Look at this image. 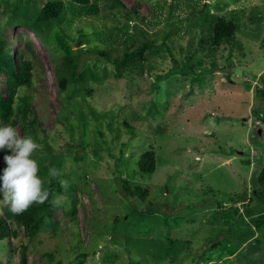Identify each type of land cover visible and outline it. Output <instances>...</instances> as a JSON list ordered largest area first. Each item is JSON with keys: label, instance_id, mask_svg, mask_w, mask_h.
Here are the masks:
<instances>
[{"label": "rangeland", "instance_id": "obj_1", "mask_svg": "<svg viewBox=\"0 0 264 264\" xmlns=\"http://www.w3.org/2000/svg\"><path fill=\"white\" fill-rule=\"evenodd\" d=\"M47 1L0 0V38L35 65L32 109L41 128L24 131L19 119L17 130L39 144L32 158L43 180V166L62 161L68 184L85 185L77 220L70 194H58L62 203L39 234L26 240L21 229L0 241V264H23L24 242L25 264H264L256 224L264 210V0H64L63 18L37 23ZM218 16L237 32L213 51L206 41ZM146 41L153 46L136 63L116 68L114 59ZM58 74L69 80L66 91ZM6 80L0 72L4 95ZM84 87L98 89L92 97ZM72 103L87 120L69 111ZM150 149L156 171L141 172ZM124 178L152 198L125 196ZM5 207L0 199V215Z\"/></svg>", "mask_w": 264, "mask_h": 264}, {"label": "trees", "instance_id": "obj_2", "mask_svg": "<svg viewBox=\"0 0 264 264\" xmlns=\"http://www.w3.org/2000/svg\"><path fill=\"white\" fill-rule=\"evenodd\" d=\"M75 3L87 5L91 3V0H73ZM66 10V3L64 0H48L45 2L44 6L41 8L40 14L37 17V23L40 24H51L61 18L64 17ZM212 32L211 37L208 41H206L211 50L216 51L220 49V47L230 40L234 39L235 34L237 32V25L233 21H227L225 17H214L212 20ZM28 46H31V42L27 43ZM153 44L150 41H146L142 44V46L137 47L136 49L127 48L124 52L122 58H117L115 60L116 68L119 70L121 67L125 66L129 62L136 63L137 60L144 53L149 50ZM31 51V50H30ZM101 55L109 54L110 52L104 50L100 53ZM18 67H17V66ZM74 65V69L76 71V64ZM176 69L172 70L175 71ZM0 72H3L7 76L6 85H7V93L6 95L0 93V125L11 124L14 128L17 129V126L20 122L23 123V130L26 131L28 128H31L33 133H36L38 128H41V121L34 114L32 109V100L35 97L31 91H34L35 85V65L34 61L29 53L26 51L16 50L8 40L4 38H0ZM73 75L76 74L73 72ZM59 76V84L60 87L66 91L68 88L69 80L63 76ZM82 77L85 74L81 75ZM76 78V77H74ZM77 80V78L75 79ZM98 88L89 87L83 89L89 96L92 97L97 92ZM264 95V89L260 90ZM260 92V93H261ZM86 95H83V98ZM73 105V109L69 106V111L72 114H75L77 118H80L82 121L87 120V112L83 110V106L78 104ZM92 113L93 109H92ZM69 119V118H67ZM120 126H128V122L124 121ZM115 124L111 120L108 122V129L114 131ZM115 132V131H114ZM111 147L105 144V150L108 152L109 156H114L111 151ZM3 154L10 155V151L7 149L0 150V158ZM55 167L57 170L62 172V176L60 179L70 180L68 176H66V168L64 162H59L56 164H51L49 166H43V169L47 171V181L44 180L45 187L49 188L50 191L54 195L69 193L70 199L68 200L69 204H72L71 215L74 219L77 217V197L76 193L80 190H83L85 183L84 181L80 183H73L72 180L69 183L67 190L60 187L57 179L50 178L48 176L49 169ZM139 171L153 173L157 168V153L155 149H150L141 155V158L138 162ZM0 163V172L1 170ZM65 173H64V171ZM2 174V173H0ZM118 180V177H116ZM43 180V179H42ZM49 180L51 181L49 183ZM120 185H122V193L125 196H128L138 200H144L148 197L152 198V190L149 188H144L141 185L132 186L128 178H124L120 180ZM258 183L262 186V191L259 193L258 197L261 198V203L264 206V168L258 177ZM0 199H3V196L0 195ZM52 196L50 195L49 201H46L44 204H33L27 211L22 214L15 215L10 211V207H5L4 215H0V241H4L6 239L18 238L21 229L24 230V238L26 240H31L34 236L39 234L42 231L43 226L47 222V220L52 218V208L51 204ZM149 210V213H155L150 210V208H146ZM256 224L258 228H264V210H259L256 213ZM77 220V219H75ZM140 241V240H139ZM145 244V243H143ZM20 253L22 255L23 264L26 263V258L28 252L30 250L29 244L24 242L21 243ZM135 245L138 246L139 250L141 247V251H144L145 247L141 244V242H136ZM127 246V245H126ZM164 246L165 252L168 257L173 256L172 246ZM154 247H157L154 244ZM50 259H53V253L47 254ZM82 255V254H81Z\"/></svg>", "mask_w": 264, "mask_h": 264}, {"label": "clouds", "instance_id": "obj_3", "mask_svg": "<svg viewBox=\"0 0 264 264\" xmlns=\"http://www.w3.org/2000/svg\"><path fill=\"white\" fill-rule=\"evenodd\" d=\"M39 147L32 136H21L11 124L0 125V150L7 149L11 153L3 157L6 167L0 174V195L5 203L10 204V211L15 215L27 211L33 204H44L50 195L53 207L62 203L60 195H54L45 187L38 162L32 158ZM48 176L57 179L60 187L67 190L69 184L60 179L61 171L52 167Z\"/></svg>", "mask_w": 264, "mask_h": 264}]
</instances>
